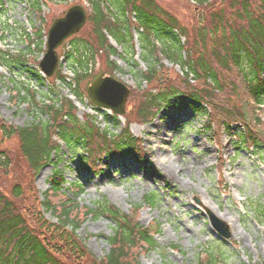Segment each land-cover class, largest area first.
<instances>
[{
	"label": "rangeland",
	"instance_id": "374dc122",
	"mask_svg": "<svg viewBox=\"0 0 264 264\" xmlns=\"http://www.w3.org/2000/svg\"><path fill=\"white\" fill-rule=\"evenodd\" d=\"M2 1L0 49L10 56L7 55V64L0 66V120L17 127L28 126L35 119L45 122L49 119L48 113L41 106L48 102L49 96L56 99L74 97L79 108L77 117L82 123L89 115L99 127H108L119 134L130 121L131 134L142 140L143 147L142 154L130 151L123 155H107L95 170L84 160L85 150L71 149L62 141L61 151L53 153L50 163L35 174L22 157L21 141L15 137L3 139L0 131V149L9 153L14 163L6 174H0V186L6 194L10 195L13 184L18 182L26 190L33 188L32 192L43 200L44 192L50 186L48 180L57 169L65 178V187L82 184L84 191L77 197L81 204L95 206L97 200L107 198L127 213H131L133 206L141 204V223L147 226L153 222L160 224L157 246L143 252L138 264H199V256L206 257L211 252L220 256V264L263 263L264 213H258V206L263 210L264 151L245 147L238 141L237 134L243 127L222 131L218 143L214 129L208 128L211 109L206 106L197 108L188 102L179 104L174 98L153 121L146 124L137 121L140 94L151 84L148 86L142 77L149 63L144 59L139 38L143 30L136 27L132 45L119 43L111 34L109 36L118 50L111 57L118 65L114 75L131 88L126 114H114L92 103L87 94L90 83L82 85L86 98L78 101L73 88L68 85L70 81L58 80L57 72L54 77H47L39 63L46 54L47 21L53 23L65 16L68 8L78 4L83 5L89 17L92 9L88 1ZM159 1L178 15L185 25H190L198 15L194 1ZM211 3L216 8L215 0ZM113 6V11H119ZM132 17L136 19L134 14ZM90 32L88 20L82 32L68 38L58 49L62 58L59 68L63 75L74 77L73 63L64 55L72 40ZM156 43L159 48L156 57L161 61H152L159 65L158 71L167 77H182L181 66L167 58L162 44ZM95 62L90 66L92 73L108 72L106 54L96 56ZM190 80L196 81L192 76ZM29 89L36 93L35 100ZM27 97L26 101L20 100ZM222 159L221 176L219 164ZM151 194L156 196L155 205L144 201ZM70 197L76 199L72 193ZM32 200L33 197L29 201ZM209 210L229 224L230 239L214 230ZM44 216L53 223L57 221L49 213ZM114 226L112 219L105 216L98 220L89 218L78 232L86 241L88 250L100 258L110 251L107 238L113 233Z\"/></svg>",
	"mask_w": 264,
	"mask_h": 264
},
{
	"label": "trees",
	"instance_id": "16d2710c",
	"mask_svg": "<svg viewBox=\"0 0 264 264\" xmlns=\"http://www.w3.org/2000/svg\"><path fill=\"white\" fill-rule=\"evenodd\" d=\"M87 1L92 9L88 17L91 32L73 39L64 54L73 63L74 77L63 75L60 68L56 75L58 80L70 81L68 85L78 101L86 98L82 85L98 75L90 69L96 56L106 54V69L111 74L118 70L117 61L111 60L118 50L111 43L110 34L119 43H134L136 27L143 30L139 38L144 59L149 63L142 77L148 86L151 84L140 94L137 121H153L174 98L179 104L188 102L197 108L211 109L208 128L214 129L218 143L222 131L242 126L238 141L264 151V0H215L216 8L211 0H196L199 4L194 10L198 15L190 25H185L159 0ZM111 6L119 11H113ZM156 42L162 44L167 58L181 66L182 77L175 79L158 71L159 65L152 61H161L156 57ZM8 54L0 49V66L7 64ZM29 92L35 100L36 93L30 89ZM47 101L41 106L48 113L45 122L35 119L28 126L17 127L0 120L2 138L21 141L20 152L33 173L38 174L50 163L53 153L61 151L62 141L71 149L85 150L84 160L95 170L107 155L130 151L142 154V140L130 131L132 122L127 121V127L115 134L108 127H99L92 116L88 115L82 123L72 97L49 96ZM223 162L222 159L219 164L221 176ZM13 164L10 154L0 149V174H6ZM53 172L43 200L22 183L13 184L10 195L0 186V264H138L143 252L157 246L160 224L141 223V204L133 206L131 213L107 198L97 200L95 206L81 204L77 197L84 191L82 184L65 187L61 172ZM144 201L155 205L157 200L151 194ZM258 207V213H264V208ZM46 213L57 221L48 220ZM103 216L112 219L115 226L107 238L110 251L98 258L88 250L78 231L87 219ZM219 260L220 256L211 252L206 257L200 255L198 262L220 264Z\"/></svg>",
	"mask_w": 264,
	"mask_h": 264
},
{
	"label": "water",
	"instance_id": "95a60500",
	"mask_svg": "<svg viewBox=\"0 0 264 264\" xmlns=\"http://www.w3.org/2000/svg\"><path fill=\"white\" fill-rule=\"evenodd\" d=\"M87 11L83 5L78 4L69 8L66 15L57 18L49 29L48 47L45 57L41 60L42 72L47 77H54L60 65L59 47L68 37L79 34L88 22ZM131 88L125 82L119 80L115 75L102 71L90 83L87 93L92 102L96 105L112 110L119 115L126 114V106ZM209 220L214 230L220 236L230 239L232 232L229 224L217 217L212 211H208Z\"/></svg>",
	"mask_w": 264,
	"mask_h": 264
}]
</instances>
